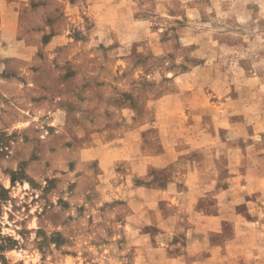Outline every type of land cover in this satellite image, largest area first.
<instances>
[{"label":"rangeland","instance_id":"374dc122","mask_svg":"<svg viewBox=\"0 0 264 264\" xmlns=\"http://www.w3.org/2000/svg\"><path fill=\"white\" fill-rule=\"evenodd\" d=\"M0 264H264V0H0Z\"/></svg>","mask_w":264,"mask_h":264}]
</instances>
